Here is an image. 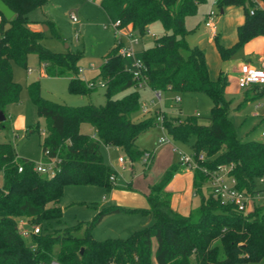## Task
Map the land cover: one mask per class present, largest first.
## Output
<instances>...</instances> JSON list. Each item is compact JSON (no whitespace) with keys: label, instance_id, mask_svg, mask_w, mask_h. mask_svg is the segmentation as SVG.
I'll use <instances>...</instances> for the list:
<instances>
[{"label":"trees","instance_id":"1","mask_svg":"<svg viewBox=\"0 0 264 264\" xmlns=\"http://www.w3.org/2000/svg\"><path fill=\"white\" fill-rule=\"evenodd\" d=\"M13 12L11 19L0 14V129L9 126L6 107L19 102L21 84L13 79L12 63L23 67L29 54H36L50 77H68L71 94L90 95L80 76L78 60L81 54L67 49L53 52L41 41V31L29 28L28 13L44 6L47 0H2ZM93 1V0H92ZM205 0H98L111 22L120 27L132 25L139 36L154 21H160L164 32L153 39L151 47L136 50L135 55L145 66L149 87L161 93H205L211 99L209 124L200 123L198 115L173 122L164 113L163 128L175 141L194 138L192 151H204L207 159L199 162L209 170L222 164H232L229 176L239 191L253 197L256 182L264 176V143L261 140H240L229 118L230 101L225 97L228 75L220 71L215 79L209 75L205 52L190 45V30L185 18L193 15ZM259 1V0H257ZM264 5V0H260ZM229 5L244 8V21L237 26V41L223 46L215 36L216 49L222 60L238 53L253 37L264 36V6L255 0H217L219 11ZM253 9V13L250 10ZM46 23L55 31L53 20L45 14ZM121 43L105 56L99 80L104 82L103 104L68 105L43 97L38 80L26 85L37 116L45 128L40 141L41 162H54V171L43 175L34 170L35 163L20 157L11 142H0V264H232L243 261L264 262V209L240 211L233 203L223 202L210 189L203 193L208 174L193 170V188L199 206L184 216L171 207V194L166 189L180 162L171 164L145 194L147 208H130L118 204L96 207L91 220L78 221L71 227L48 232L50 223L61 224L63 208L59 205L67 185H96L106 190L117 188V172L104 161L102 146L121 149L130 164L142 159L145 152L136 145L137 137L155 125V118L135 122L130 118L139 107L138 91L117 98V94L136 87L129 71L133 59L119 54ZM237 107L264 97L263 85H251ZM180 109V108H179ZM175 119V117H174ZM90 124L95 134L80 131V125ZM264 125V116L262 118ZM39 131V123L26 132ZM153 161L149 162L148 169ZM19 168L21 170L19 171ZM128 188L130 186H127ZM119 213H139L150 217L151 224L134 231L127 238L96 240L93 228L105 216ZM29 218V242L19 232L18 219ZM45 224V230L41 228ZM41 228H40V227ZM153 239L156 246L153 248ZM222 252V255L220 253Z\"/></svg>","mask_w":264,"mask_h":264},{"label":"rangeland","instance_id":"2","mask_svg":"<svg viewBox=\"0 0 264 264\" xmlns=\"http://www.w3.org/2000/svg\"><path fill=\"white\" fill-rule=\"evenodd\" d=\"M214 10L217 12L216 17H219V10L215 9V7ZM44 13H47L46 15L50 16L53 20L55 31L59 37L55 36L52 29L43 22L45 20ZM71 13L75 14V21L70 19ZM28 17L32 20L31 27L43 33L44 38L41 43L45 48L53 52H64L69 49L81 54L78 65L84 82L99 80L100 67L104 63L105 56L119 37L122 38L125 44H128L127 35L129 33L137 35L140 40L138 44L134 45V48L143 50L151 47L153 39L161 36L164 32L160 21H154L148 25L144 30L143 36H139L138 30L130 26L121 29L117 28L113 26L105 11L98 5V0H47L44 6L30 11ZM12 72L13 79L21 84V91L19 102L6 107L9 128L0 129V142H11L20 157L32 160L35 165H40L42 161L40 141L43 137L45 124L44 120L37 116L36 107L29 98L26 88L29 82L38 80L41 95L58 103L74 106L87 103L100 105L105 101L103 87L95 88L90 95L69 93L66 78L44 75L43 66L39 63L37 55L34 53L28 55L25 67L12 63ZM234 75L232 74V76ZM133 90H137L139 96V107L130 114V118L135 122L154 117L153 108L161 106L165 115L171 117L170 119H173V122L182 121L191 115H198L200 123L209 124L208 115L212 102L210 97L205 93L178 94L169 92L162 94L159 102L151 88L135 87L120 92L116 97L121 98ZM244 92L245 89L237 88L235 80L229 82L225 88V97L230 101L229 118L234 125L236 135L242 141H249L260 138L261 130L257 125L253 128L254 124H252V121L254 119L248 115L249 112L245 114L242 109L240 110V107H237V105H240V96L242 99L244 97ZM177 96L181 98L179 103L175 100ZM145 107L150 108L151 111L146 113L144 111ZM19 114L25 116L24 126L26 127L39 123V131L26 132L23 127L14 126V121ZM93 130L94 128L88 123H83L80 126L82 133L93 135ZM161 138H165L167 142L160 144L159 140ZM193 142L194 138H189L185 142L173 140L167 131L163 129L161 122H157L137 137V147L150 155L148 157H144L145 155H143L142 159L135 161L132 167L125 156L122 155L123 153L114 147L108 148L107 146H102L101 152L104 161L118 173L117 179L120 183H124V176H126L130 179L131 184L136 185L144 179H149V183L152 185L156 182H153L154 177L166 161L172 158V163H177L182 153L191 154L193 152ZM152 156L154 160L151 168L148 169L147 167ZM120 157L125 159L124 164L119 162ZM208 186V184L203 186L204 194L207 193ZM255 190L256 192L253 194L252 201H249L247 204V212L253 210L254 206L264 209V181L257 180ZM106 195V189L101 186H65L59 202V205L63 208L61 224L52 221L49 227H47V231L53 232L60 228V226L71 227L78 221L91 220L96 213V207L110 205V203L105 201ZM196 198L198 200V197ZM197 200L194 202L195 207L192 210L197 209ZM145 220L146 216L142 214L119 213L103 219L93 228L92 235L99 241L111 238L124 239L134 231L144 228L152 222L144 224ZM18 228L21 234L23 231L29 233L24 236L26 241L29 242L30 232L32 229H35L31 228L29 218H19ZM45 229L44 224L41 230ZM155 246L156 240L153 239V248ZM220 253L222 255L221 250ZM154 264H156L155 261ZM232 264H264V262L243 261Z\"/></svg>","mask_w":264,"mask_h":264},{"label":"crops","instance_id":"3","mask_svg":"<svg viewBox=\"0 0 264 264\" xmlns=\"http://www.w3.org/2000/svg\"><path fill=\"white\" fill-rule=\"evenodd\" d=\"M258 4L261 7L264 6L263 3L260 2V0L258 1ZM214 7L215 9H217L216 0H205L203 3L198 5L197 10L193 15H189L185 18V25L190 30L186 38L190 45H198L201 49L204 50L209 75L212 79H215L220 73V71H224L228 75L229 82L235 80V84L237 88H239L236 81L239 64L242 62H249L256 65L259 64V57L264 53V36L259 35L253 37L252 39L247 41L242 47V49L234 56H232L230 59L222 60L216 49L214 38L215 36H217L219 42L225 47L232 46L237 41V26L243 23L245 14H244V8L242 6L229 5L224 7L222 11H219L220 14L219 17L215 18L216 35L214 36L212 31L205 25L207 12L210 8L214 9ZM45 14L47 13H44V16ZM31 23L32 20H30L29 28L35 30L33 29V27H31ZM128 26L132 27V25H128ZM42 66H43V74L48 76L45 73L44 64H42ZM29 72H31V70ZM232 74L235 75L232 76ZM60 77H65L68 83V77L66 76H60ZM162 94L165 93H161V96ZM240 98L242 99L241 96ZM241 99L240 102L242 101ZM241 109L244 111L245 114L246 112H249L248 115L252 119H254L252 121L253 122L252 124H254L253 128L255 127V125H257L261 131L264 129V125L262 123V118L264 116V97L254 101H248L243 107L240 108V110ZM24 125H25V116L19 114L14 121V126L23 127L26 130L28 126L26 127ZM94 133H95V129L93 130V135ZM253 140H260V138H255ZM107 147L108 148L114 147L115 149L119 150L122 153L121 149L118 147L115 146H107ZM172 160L173 159L170 158L168 161L164 163V165L158 171L157 175L154 177L153 182L157 181L160 178L166 167L173 164ZM120 163L124 164L125 159L123 163L122 162ZM130 166L132 167L133 165L130 164ZM117 176L118 173L116 174L115 177V184L118 187L112 188L111 190H106L107 195L105 196V201L110 204H118L130 208H147L148 202L145 194L148 193L149 186L151 184L149 183L150 182L149 179H144L142 182H139L138 184L135 185L133 183L131 184L130 179L126 176H124V183H120V181H118L117 179ZM193 179H194L193 170L190 169L188 170L185 169V167H181L178 170V172L175 173L172 180L168 183L166 187V189L171 194L172 209L184 216L189 215L194 210V209L192 210V208L195 207L194 202L197 200L196 198L197 196L195 195L193 188ZM0 184H1L0 188H2L3 176L1 172H0ZM127 186L130 187L128 188ZM207 188L209 189V186ZM197 201H198L197 206H199V198ZM135 214H139V213H135ZM110 216L112 215L105 216L103 219ZM145 221L146 222L144 224H147V222L150 223L151 222L150 217L148 218L146 216Z\"/></svg>","mask_w":264,"mask_h":264},{"label":"built area","instance_id":"4","mask_svg":"<svg viewBox=\"0 0 264 264\" xmlns=\"http://www.w3.org/2000/svg\"><path fill=\"white\" fill-rule=\"evenodd\" d=\"M92 1V0H90ZM217 1V0H216ZM257 6H259L258 1L255 0ZM250 13H253V9L250 10ZM217 16L216 10L210 8L206 20L205 25L212 31L213 35H216V26H215V18ZM70 19L75 21L76 16L74 13L70 14ZM1 19V16H0ZM119 21L112 22L113 26L117 28H124L119 26ZM128 44H125L121 37L118 38V43H121V47L119 48V54L122 57H131L133 59L129 71L132 73L134 80L136 81V87H149L147 77L144 74L145 66L141 59L137 58L135 55L136 49L134 45L139 43V37L137 35H133L129 33L127 35ZM30 71V69H28ZM81 73V70H80ZM81 76V75H80ZM82 78V77H81ZM237 85L241 89H246L251 85H263L264 86V53L259 57V64H252L249 62H242L239 64L238 74L236 76ZM88 88H97L104 87V82L101 80H93L90 82H85ZM150 88V87H149ZM155 93V96L158 98L159 102L161 100V92L159 90L152 89ZM176 102H180L181 98L177 96L175 98ZM144 111L150 112L151 109L148 107L144 108ZM152 112L154 113V118L156 122H161L163 126L164 120V112L162 111L160 106H156L153 108ZM164 129V128H163ZM260 140L264 143V129L261 131ZM167 140L165 138H161L159 140L160 144L166 143ZM144 157H148L150 154L144 153ZM145 159V158H144ZM207 159V155L204 151H200L198 153L192 152L191 154L182 153L179 157L180 164L188 168L190 170L200 169L203 172L208 174L207 184L209 185L210 192L217 197H220L223 202L233 203L238 210L246 211V207L249 201H252V197L245 194L242 191H239L235 188L234 179L229 176V171L232 168V164H222L218 165L216 168L209 170L207 167L201 166L199 162H203ZM119 162H124V158L120 157ZM21 168H19V171ZM34 170L43 175H50L54 171V162H41L40 165H34ZM111 181H114V176L110 177ZM259 181L263 182L264 177L259 178ZM39 231L38 228L33 230L34 233ZM29 233L27 231H23L22 235L26 236ZM51 264H58L55 260H52Z\"/></svg>","mask_w":264,"mask_h":264},{"label":"water","instance_id":"5","mask_svg":"<svg viewBox=\"0 0 264 264\" xmlns=\"http://www.w3.org/2000/svg\"><path fill=\"white\" fill-rule=\"evenodd\" d=\"M0 14L3 15L5 19H11L14 15V12L2 0H0ZM3 119L4 115L1 113L0 120Z\"/></svg>","mask_w":264,"mask_h":264}]
</instances>
